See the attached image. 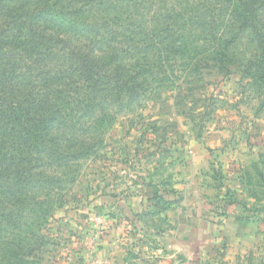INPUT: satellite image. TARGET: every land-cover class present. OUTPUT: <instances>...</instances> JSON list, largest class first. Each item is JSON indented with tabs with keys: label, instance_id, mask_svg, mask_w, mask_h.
<instances>
[{
	"label": "trees",
	"instance_id": "1",
	"mask_svg": "<svg viewBox=\"0 0 264 264\" xmlns=\"http://www.w3.org/2000/svg\"><path fill=\"white\" fill-rule=\"evenodd\" d=\"M232 67L264 107V0H0V264L118 114Z\"/></svg>",
	"mask_w": 264,
	"mask_h": 264
},
{
	"label": "rangeland",
	"instance_id": "2",
	"mask_svg": "<svg viewBox=\"0 0 264 264\" xmlns=\"http://www.w3.org/2000/svg\"><path fill=\"white\" fill-rule=\"evenodd\" d=\"M201 78L117 115L47 206L42 245L17 264H137L168 251L174 264H264V107L236 67ZM136 202L146 203L140 221L165 234L126 229ZM196 210L215 230L188 257L179 232Z\"/></svg>",
	"mask_w": 264,
	"mask_h": 264
},
{
	"label": "crops",
	"instance_id": "3",
	"mask_svg": "<svg viewBox=\"0 0 264 264\" xmlns=\"http://www.w3.org/2000/svg\"><path fill=\"white\" fill-rule=\"evenodd\" d=\"M176 203L177 202L174 201L172 203V205L174 206V204H176ZM145 204L146 203H143V202H136L134 204H131L130 207H129L128 212H130V211L131 212H134V211L140 212L141 210H145L146 209L145 208ZM178 204H179V202H178ZM169 209H170L169 212H171V210H174L172 206ZM194 213L196 214V218H192V219L190 218L189 219V224L191 222H193V224H195V227L197 228V231H195L196 232V236H193V232H190V229H191V227H193V224H192L191 227H189V226L187 227V225H183L186 230L184 231V228L182 229V231L184 232L183 234H182V232H179V235H181V236L183 235L184 237H186L184 242H182L180 244V248H182V250H184L185 254L186 253L189 254L188 257H191L192 254L193 255H199L200 252L205 250V245L207 243L208 236L210 235L209 232H210V230H212V231L215 230V229L209 227L210 225H212L214 227L215 224L213 223V221H214L215 218H213V217L208 218L206 216H205L206 218L202 217V215L200 214V212L198 210H196ZM169 221H170V219H169ZM127 222H128L127 224H129V225L126 226V229H128L129 227H130V229H132L131 227H134L135 224L132 223L131 220H127ZM137 223L139 225L138 229H140L139 232H141V230H142V231H145L148 234H150V233L157 234L159 232H160L159 234H165V232H162L160 230H154V228L147 227L141 221H138ZM168 229H171V226ZM187 230L189 231L188 233H187ZM169 231H171V230H169ZM197 236H199V238L198 239H194ZM169 244H171V243H169ZM154 251H155V253H159L161 251V249L154 248ZM173 252H171V251L169 252L168 251L167 256L163 257V258H161L162 256H158L157 254H154L153 256L150 255L151 260L148 259V258L147 259L145 258V260H143V263L138 262L137 264H174L173 261L170 258V257H172L174 255ZM112 253H110V255H112ZM112 257H114V256H112ZM154 258L155 259L157 258V259L155 260ZM138 261H140V260L138 259ZM113 264H131V263L126 262L125 259H121V260H118V261L116 260L115 262H113ZM133 264H136V263H133ZM184 264H187V263H184ZM189 264H192V263L190 262Z\"/></svg>",
	"mask_w": 264,
	"mask_h": 264
}]
</instances>
